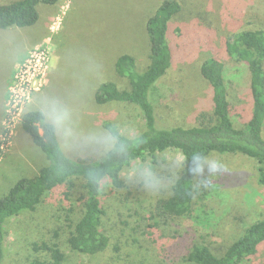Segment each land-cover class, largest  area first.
<instances>
[{"label": "rangeland", "instance_id": "1", "mask_svg": "<svg viewBox=\"0 0 264 264\" xmlns=\"http://www.w3.org/2000/svg\"><path fill=\"white\" fill-rule=\"evenodd\" d=\"M10 1L0 0V3ZM159 1L58 0L54 5H38L39 20L33 26L0 29V97L1 92L4 95L0 98V133L3 124L5 129L8 125L9 133L6 147L0 152V196L18 178L33 176L48 164L44 153L19 124L20 113L22 116L26 110L38 109L45 114L47 121L56 127L63 151L74 159H98L103 155L113 143L105 126L107 122L117 125L123 134L140 131L142 121L136 109L113 102L98 104L95 91L105 81L127 87V80L119 77L114 69L119 54H132L139 70L148 64L149 45L143 23ZM193 1L196 6L192 10L186 7L185 14L172 20V25L186 23L187 30L198 31L203 28L197 22L199 18L214 20L226 6V12L255 14V21L264 28V0H184L187 4ZM225 18L226 15L222 20L230 19ZM41 46L45 47L48 57L44 76L36 82L35 90L26 94L25 102L16 103V113L9 114L7 103L15 73L29 53ZM182 56L173 62L152 97L157 114L172 125L188 124L207 88L200 74L201 52L185 51ZM247 87L238 81L229 87V100L236 111L242 112L249 105ZM159 156V163L147 157L124 169L123 188H104L108 210L103 227L110 238L108 248L100 256L90 257L70 252L65 246L64 264H191L181 262V257L165 258L161 247L149 242L144 232L139 235L144 237L137 235L140 231L137 224L142 228L149 223L150 204L155 196L170 195L176 178L173 173L182 160L178 150H166ZM195 185L196 206L187 233L193 241L206 242L220 252L246 225L264 218V186L257 182L256 163L248 157L228 153L211 155L196 177ZM62 192L51 191L36 211L8 220L3 264L47 261V256L34 251L31 245L49 238V230L61 225L60 240L65 239L66 225L61 216L69 201L63 199ZM77 196H73L74 201ZM183 221L163 219L155 229L159 236L183 234L188 229ZM133 237L139 240L135 242ZM247 264H264V248Z\"/></svg>", "mask_w": 264, "mask_h": 264}, {"label": "trees", "instance_id": "2", "mask_svg": "<svg viewBox=\"0 0 264 264\" xmlns=\"http://www.w3.org/2000/svg\"><path fill=\"white\" fill-rule=\"evenodd\" d=\"M57 1L0 3V29L33 26L39 20L38 5H54ZM188 6L192 10L196 4L194 1L187 4L184 0H160L143 23L149 45L148 64L139 70L132 54H119L114 69L119 77L127 80V87L105 81L96 88V103L131 106L142 121L140 131L132 134H123L117 125L107 122L105 126L113 143L100 158H71L57 139L55 125L47 121L41 110L30 109L22 114L19 121L22 130L44 153L48 164L33 176L18 178L0 196V264L6 259L8 220L36 211L37 205L51 191L58 190L63 191V199L69 201L65 212L59 209L63 225H66L65 239L60 240L61 225L49 230V238L32 243L34 251L47 256V261H34L33 264H64L65 246L73 253L100 256L110 243L103 227L108 210L104 188H123L124 169L147 157L159 163V155L166 150H178L182 160L173 173L176 178L170 195L155 196L150 204L149 223L142 228L137 224L138 237H144L139 236L144 232L149 242L161 247L165 258L181 257V262L191 264H247L264 248V218L246 225L220 252L206 242L193 241L187 234L196 206L195 179L211 155L228 153L248 157L256 163L257 182L264 186V28L255 21V14L226 12V6L221 15H226L225 19L230 17L228 25L220 14L214 20L199 18L197 22L203 28L198 31L187 30L186 23L172 25V20L181 18ZM195 50L203 55L199 68L207 88L199 100L204 102L192 111L187 125H172L157 114L152 97L173 62L184 58L185 51ZM233 81L248 86L249 105L245 104L242 112L236 111L229 100ZM73 192L78 194L75 201ZM72 200L77 208L72 207ZM163 219H183L188 229L183 234L159 236L155 226ZM148 228L153 229L148 231ZM138 237H133V241L137 242Z\"/></svg>", "mask_w": 264, "mask_h": 264}, {"label": "built area", "instance_id": "3", "mask_svg": "<svg viewBox=\"0 0 264 264\" xmlns=\"http://www.w3.org/2000/svg\"><path fill=\"white\" fill-rule=\"evenodd\" d=\"M48 57L45 47L34 48L24 62L19 66L18 71L15 73V81L13 87L10 89V99L7 103V113L14 114L16 103H23V99L26 94L32 92V89L35 90L36 82L39 78L44 76L46 71ZM25 102V101H24ZM21 120V113L20 119ZM0 133V152L6 147V138L9 135L7 132L8 125Z\"/></svg>", "mask_w": 264, "mask_h": 264}, {"label": "crops", "instance_id": "4", "mask_svg": "<svg viewBox=\"0 0 264 264\" xmlns=\"http://www.w3.org/2000/svg\"><path fill=\"white\" fill-rule=\"evenodd\" d=\"M7 74H8V73H7ZM6 76H7V75H6ZM0 90H1V89H0ZM3 97H4V95H2V92H1V97H0V98H1V100H2V98H3Z\"/></svg>", "mask_w": 264, "mask_h": 264}]
</instances>
